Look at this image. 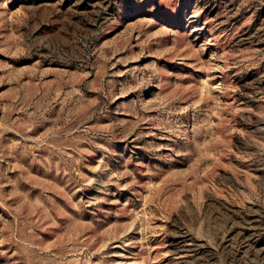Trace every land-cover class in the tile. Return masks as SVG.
Listing matches in <instances>:
<instances>
[{
	"label": "rangeland",
	"instance_id": "obj_1",
	"mask_svg": "<svg viewBox=\"0 0 264 264\" xmlns=\"http://www.w3.org/2000/svg\"><path fill=\"white\" fill-rule=\"evenodd\" d=\"M0 264H264V0H0Z\"/></svg>",
	"mask_w": 264,
	"mask_h": 264
}]
</instances>
